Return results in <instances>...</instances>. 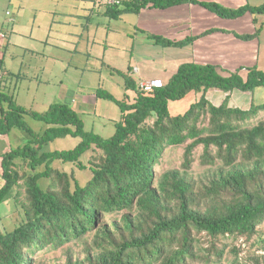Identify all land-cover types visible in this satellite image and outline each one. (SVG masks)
<instances>
[{
    "label": "trees",
    "instance_id": "16d2710c",
    "mask_svg": "<svg viewBox=\"0 0 264 264\" xmlns=\"http://www.w3.org/2000/svg\"><path fill=\"white\" fill-rule=\"evenodd\" d=\"M182 4L227 20L264 15V3L232 9L198 0H121L105 4L104 15L118 20ZM261 31L232 35L251 41ZM214 32L226 31L210 29L181 41L146 37L182 48ZM244 69L245 76L243 68L223 76L214 65L185 63L165 85L145 90L140 83L147 80L136 81L129 66L119 74L132 98L95 91V98L111 101L121 113L108 139L85 131L71 103L36 112L0 91V104L6 105L0 110V136L13 129L27 136L24 146L0 157V206L9 203L19 217L12 230L0 231V264H34L33 255L49 249L64 252L62 264H264V229H259L264 228V119L251 125L264 113V103L252 99L246 110L229 106L232 92L264 89V72ZM209 90L228 95L215 106L206 97ZM188 93L200 96L183 114L171 116L169 102ZM25 116L46 129L36 133ZM67 137L79 139L73 149L46 150ZM174 148H182L179 165L158 173L165 151ZM89 151L85 166L80 158ZM56 164L88 169L90 178L81 185ZM240 240L247 249L243 257ZM75 241L83 259L72 256L68 244Z\"/></svg>",
    "mask_w": 264,
    "mask_h": 264
},
{
    "label": "rangeland",
    "instance_id": "374dc122",
    "mask_svg": "<svg viewBox=\"0 0 264 264\" xmlns=\"http://www.w3.org/2000/svg\"><path fill=\"white\" fill-rule=\"evenodd\" d=\"M103 1L63 0L55 4L53 0H0V91L13 96L19 106L36 112H44L53 103H71L83 120L85 131L108 139L115 133V124L121 113L111 101L95 98V91L105 90L118 100L132 98L131 92L125 90L124 78L119 72L126 74L130 66L136 81L140 77H155L159 75L167 49L173 48L155 44L135 29L137 14H125L118 20L107 18ZM263 3L264 0H234L233 5L259 6ZM94 4L99 13L83 10L84 6L92 8ZM212 15L218 18L216 24L220 26V18ZM239 24H242L239 28L241 34L254 33L260 27L262 31L257 39L245 42L230 36L232 39L228 40L226 48L235 55L231 56V62L222 64L223 73H230L227 72L229 69L234 72L238 67L245 71L244 68L253 66L264 72V15L245 14L241 21L224 23L235 30ZM206 97L215 106L223 98L220 92H211ZM195 100L196 94L188 93L180 101L169 102L171 116L183 114ZM251 100L255 104L264 103V89H255L252 94L235 98L237 107L233 108L246 110ZM1 108L6 109V105L0 104ZM260 119H264V113H260L251 125ZM24 122L39 134L46 129L43 123L29 116L24 117ZM78 141V138L71 137L58 139L46 150H70ZM26 143V134L13 129L8 135L0 136V157ZM200 152L201 148H198L196 155ZM90 154L93 153L89 151L81 156L83 165H87ZM181 154L182 148L167 149L157 172L177 167ZM56 166L73 174L81 185L90 178L88 169L79 170L72 164ZM2 184L0 166V187ZM23 198L21 195L20 199ZM13 210L9 203L0 206L1 232L16 226L19 217ZM68 246L72 248V256L83 259L76 241ZM237 246L242 249L239 256L243 257L246 246L241 240ZM63 253L53 249L37 251L33 261L34 264H62L66 260Z\"/></svg>",
    "mask_w": 264,
    "mask_h": 264
},
{
    "label": "crops",
    "instance_id": "0c3cea01",
    "mask_svg": "<svg viewBox=\"0 0 264 264\" xmlns=\"http://www.w3.org/2000/svg\"><path fill=\"white\" fill-rule=\"evenodd\" d=\"M53 1L55 4H57L62 2L63 0H53ZM198 1H204V2L213 1L221 5L223 4L224 7L232 8V9L243 6L241 5L235 7L233 5L234 0H198ZM90 7H91L90 5H86L84 6L83 10H87L88 12H93L95 10L98 12L99 10L96 4L93 5L94 8L93 7L90 8ZM136 17H137V23L135 29L139 30L141 34L145 36L146 34L157 35L166 38L168 40L181 41L190 36H198L210 29H219L226 31L225 33L214 32L205 35L195 40L192 44L186 47H182V48L171 47L173 49H167V54L164 60L160 59L162 60V67L161 70H159L160 71L159 75L155 77H146V78L144 77V79L140 77L139 80L149 81V80L158 79L161 80L164 84H166L167 81L176 73L178 67L185 63L214 65L217 67L218 72L223 76H227L230 73H233L232 72L233 69H229L227 71L230 73H223L222 70L223 69L222 64L226 65L228 62H231V56L234 54L233 51L227 50L226 45H229L228 40L232 39L230 36L234 38L232 33H237L239 35H244V34H241L239 32V28H242V24H239L238 25L239 27H237L236 28L237 30H235L233 29L235 27L225 26L224 23H230L232 21H241L244 18V16L235 20H227L220 18L221 25L217 26L216 21L218 20V18H215L211 12L205 10L204 8L198 5L182 4L165 10L147 8L142 10L141 13L137 14ZM218 33L222 34V36L219 37L215 36ZM244 73L245 71H241L242 76L245 75ZM211 92H220V91L209 90L206 93V96L210 95ZM220 93L223 96L222 98L223 101L228 94H224L222 92ZM248 94L249 93L232 92L231 94H229V106L232 108L237 107L235 105L236 102H234L235 98L239 96L243 98L244 95H248ZM199 96L200 94H196L197 98ZM248 104H249V99H248Z\"/></svg>",
    "mask_w": 264,
    "mask_h": 264
},
{
    "label": "built area",
    "instance_id": "2783aa9c",
    "mask_svg": "<svg viewBox=\"0 0 264 264\" xmlns=\"http://www.w3.org/2000/svg\"><path fill=\"white\" fill-rule=\"evenodd\" d=\"M104 5H115L119 4V0H104L103 1ZM3 37V35H2ZM165 85L161 80H149V81H144L140 83V88L145 89V90H151L155 87H161Z\"/></svg>",
    "mask_w": 264,
    "mask_h": 264
}]
</instances>
